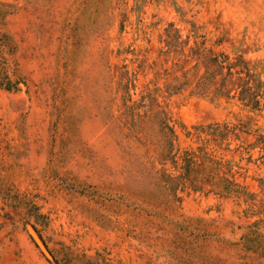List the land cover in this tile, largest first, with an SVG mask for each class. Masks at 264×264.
I'll return each mask as SVG.
<instances>
[{"label": "rangeland", "instance_id": "1", "mask_svg": "<svg viewBox=\"0 0 264 264\" xmlns=\"http://www.w3.org/2000/svg\"><path fill=\"white\" fill-rule=\"evenodd\" d=\"M191 24L264 64V0H0V264H52L30 224L55 264H264V110L195 93ZM146 89L176 132L167 160L158 126L133 127ZM199 149L217 163L193 157L197 182L245 193L192 189Z\"/></svg>", "mask_w": 264, "mask_h": 264}, {"label": "trees", "instance_id": "2", "mask_svg": "<svg viewBox=\"0 0 264 264\" xmlns=\"http://www.w3.org/2000/svg\"><path fill=\"white\" fill-rule=\"evenodd\" d=\"M134 1L137 3L138 0ZM153 1L159 3L164 0ZM190 32V36L194 38V45L190 48V55H187L189 56L187 60L193 62L192 67L194 70H202L201 75L195 83V93L209 97L211 102L221 103V100L230 102V100L236 99L243 106L249 107L252 110L259 112L264 110V64L260 62L255 64L245 59L240 54L238 47H233L230 53L215 50L213 47H207L200 40L202 35H200L199 28L195 24H191ZM179 39V31L170 24L162 40L164 45L167 48L175 47L176 44L181 45L183 41ZM223 41H225L223 38H217L215 45L220 46ZM125 79V82H123V79H120L118 84L120 89L123 90V93H128L127 86L130 79L128 77ZM185 84L178 77L174 83L165 84V89L167 92H174V90H180ZM138 105L144 109L143 116L136 111L138 109H135ZM129 108H131L132 115L142 119L141 122L137 123L135 121L133 124L138 134L143 136L149 135L148 132L151 131L149 129L150 125L158 126L161 137V156L164 160L169 159L174 140L176 139V132L173 126L169 125V116L165 108L157 101V98L149 89L143 91L141 104L133 103ZM208 127L213 137L223 138L226 135V131L224 130H228L227 125H220L219 123L210 124ZM253 144L260 149H264V134H258ZM199 151L200 153L198 154L193 153L192 157H189L188 153H185L183 156V176L188 180L192 189L195 191L202 190L205 185L210 184L213 185L212 188L214 189L216 185H220L218 191L224 195H240L241 193H245L242 186L236 182L229 181L225 177H221L218 180L205 179L197 182V179L192 177L193 173L199 172L197 169L198 165L195 166L194 158H202L214 164L217 163L213 159H210L202 149H199ZM259 183L261 186H264L263 179H260ZM30 228L31 237L35 244L42 250L48 260L52 264H55L56 260H54L46 245L37 235L35 226L30 224Z\"/></svg>", "mask_w": 264, "mask_h": 264}]
</instances>
